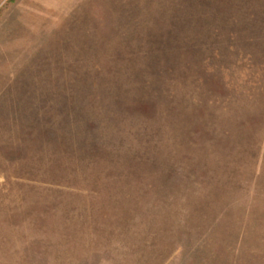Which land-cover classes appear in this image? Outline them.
<instances>
[{"label":"rangeland","instance_id":"1","mask_svg":"<svg viewBox=\"0 0 264 264\" xmlns=\"http://www.w3.org/2000/svg\"><path fill=\"white\" fill-rule=\"evenodd\" d=\"M0 264H264V0H0Z\"/></svg>","mask_w":264,"mask_h":264}]
</instances>
